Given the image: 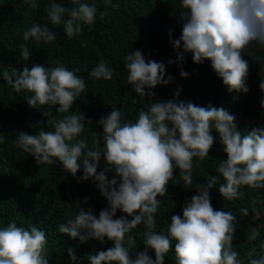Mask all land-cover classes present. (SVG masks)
Returning <instances> with one entry per match:
<instances>
[{"label":"clouds","instance_id":"9594fccd","mask_svg":"<svg viewBox=\"0 0 264 264\" xmlns=\"http://www.w3.org/2000/svg\"><path fill=\"white\" fill-rule=\"evenodd\" d=\"M24 2L32 9L38 7L36 0ZM72 3L75 6L51 3L46 9L47 19L53 26L63 25L70 39L80 34L83 26L93 25L98 11L95 2ZM181 6L185 10L180 13V36L173 39V29L168 32L176 59H169L167 64L175 63L180 76L187 78L189 73L183 64L186 54L191 53L194 64L211 62L229 93H248L249 61L245 56L259 59L252 46L264 48V0H181ZM23 37L45 44L56 39L46 23H33ZM20 55L27 62L31 49L21 45ZM124 67L128 84L140 97L147 98L148 107L138 110L134 122L126 120L118 108L102 116L97 121L102 133L91 132V147L87 139L79 137L86 127L91 129L93 121L82 112L70 113L77 97L86 91L85 80L77 75L80 68L69 70L62 63L55 67L36 63L31 68L25 65L22 71L12 67L2 72V79L16 93H31L25 98L30 107L58 106V113H70L59 119L51 112L43 113L52 130L40 127L39 121L29 124V128L39 130L35 134L16 133V146L34 157L37 165L59 163L73 177L82 169L79 181L92 180L107 202L97 216L91 207L86 210L77 201L78 212L59 226V232L81 244L93 239L103 243L105 238L113 242L107 250L88 253L90 264H164L173 241L176 264H243L240 252L233 247L237 217L212 206L210 190L218 183V176H208L206 184L195 185L196 194L184 201L182 216L170 217L166 231L157 230L155 214L161 204L157 197L167 192L169 182L182 181L185 189L193 186V160L209 156L216 142L213 130L227 156L226 160H217L216 172L224 181L218 188L220 196L228 201L243 200L246 192L242 189H264V125L242 132L235 115L223 107L176 99L182 91L179 87L173 99H154V89L169 85L174 77L166 75L165 62L146 60L140 49L124 57ZM113 74L114 69L103 59L89 72L96 80H112ZM259 89L264 93V77ZM260 106L264 109V98ZM98 134L102 135V148ZM102 157L106 166L98 171ZM249 203L250 208L242 207L240 212L243 217L252 214L246 234L251 244L264 229V199L257 194ZM117 210L126 215L117 216ZM257 221L261 222L252 227ZM139 225L145 228L141 237L145 250L133 255L137 239L128 235L125 241V236ZM47 244V235L38 225L8 223L0 227V264H49L45 258ZM148 249L154 250L155 259ZM68 252L75 261L74 250L69 248ZM246 257L248 264H264V241L259 251L252 246Z\"/></svg>","mask_w":264,"mask_h":264},{"label":"trees","instance_id":"16d2710c","mask_svg":"<svg viewBox=\"0 0 264 264\" xmlns=\"http://www.w3.org/2000/svg\"><path fill=\"white\" fill-rule=\"evenodd\" d=\"M89 4L95 2L97 7L96 21L91 26H83V31L72 37H67L63 25L53 26L47 19V6L51 3H60L66 7L75 6L72 0H36L37 8L32 9L24 0H0V135L4 143L0 144V227L15 221L18 226L28 227L31 224L41 227L48 238L45 258L49 264H90L86 258L88 253L107 250L113 247V242L107 240L101 243L90 240L81 244L66 234L59 232V226L73 217L79 209L76 203L86 210L92 208L95 215L107 207L105 198L96 189L92 180L79 181L83 174L77 172L76 177L62 170V165H37L34 157L23 152L14 143L16 133L24 131L35 134L39 128H29V124L41 122L40 127L52 130L47 126V117L43 114L51 112L56 119L62 118L71 112H82L86 118L93 121L91 129L86 127L79 138L87 139L92 146L91 132L102 133L97 121L106 116L112 109L121 110L126 120L135 121L140 108L147 109V98H142L132 90L127 82V70L124 67V57L130 51L140 49L145 59L163 61L166 64V75L174 77L169 85H158L154 91V99H173V92L181 88L180 96L176 99L191 101L199 106L211 103L215 107H223L236 117L238 130H250L253 127L264 125V109L260 101L264 93L259 89V83L264 77V48L253 45L255 57L245 56L249 61V75L247 79L248 93H229L211 68V62L194 64L191 53L186 54L184 70L189 73L182 78L176 64H167L169 59L176 57L169 42L168 32L173 29V39L178 38L182 31L179 22L180 13L185 9L181 0H81ZM104 12L103 17L100 13ZM65 19L67 17L65 16ZM33 23L47 24L55 33L56 39L50 43L37 42L34 38L25 41L23 34ZM21 45L31 49V56L27 62L20 55ZM151 53V55H149ZM101 59L108 62L114 69L112 80H96L89 75L91 69ZM39 63L46 67H55L58 63L64 64L69 70L80 68L77 75L85 80L86 91L74 102L70 113H58V106H39V109L28 105L26 97L31 93L21 91L16 93L13 88L2 79L5 68L9 71L16 67L22 71L27 65ZM216 137L209 156L204 160H193V180L191 188L185 189L183 182L173 184L169 182L167 192L158 196L160 208L155 214L157 230H165L174 214L181 215L184 201L196 194V184H206L207 177L216 175L218 183L210 190L212 206L224 211H231L237 217V228L233 247L241 254L243 264H248L246 252L255 246L259 251L261 241H264V229L261 236L251 244L247 242V229L252 214L243 217L240 209L249 207L251 197L259 194L264 199V189L244 188L246 196L243 200L228 201L220 196L218 188L223 178L216 172L217 160H226L223 145L219 135ZM103 147L102 135L96 137ZM82 162V161H81ZM101 158L98 171L105 167ZM113 173H109L111 176ZM176 179H179V169L176 170ZM87 200V203L84 201ZM126 215L117 210V216ZM264 220V218H262ZM261 221L252 224L256 227ZM145 228L137 226L131 233L137 239V247L131 250H145L141 239ZM174 244L166 254L164 264H176ZM74 250L77 259H71L68 249ZM148 254L155 259V252L148 249Z\"/></svg>","mask_w":264,"mask_h":264}]
</instances>
